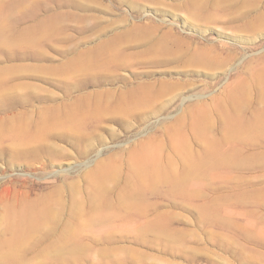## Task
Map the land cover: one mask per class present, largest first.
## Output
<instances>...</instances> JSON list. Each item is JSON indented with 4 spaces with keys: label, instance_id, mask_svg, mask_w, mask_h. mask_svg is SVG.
Masks as SVG:
<instances>
[{
    "label": "rangeland",
    "instance_id": "rangeland-1",
    "mask_svg": "<svg viewBox=\"0 0 264 264\" xmlns=\"http://www.w3.org/2000/svg\"><path fill=\"white\" fill-rule=\"evenodd\" d=\"M257 17L264 0H0V125L26 133L0 135V264H264ZM145 161L186 179L136 194Z\"/></svg>",
    "mask_w": 264,
    "mask_h": 264
},
{
    "label": "bare ground",
    "instance_id": "bare-ground-1",
    "mask_svg": "<svg viewBox=\"0 0 264 264\" xmlns=\"http://www.w3.org/2000/svg\"><path fill=\"white\" fill-rule=\"evenodd\" d=\"M257 22H258L257 25L264 26V17H259ZM0 26H1V24H0ZM213 48L214 47H205L204 49H202L201 55H203V56L206 55V50L212 51ZM221 54H222V52H221ZM138 101H140V97L139 96L137 98V101H135V98H134V102L135 103H138ZM74 115L79 116V117H82V118H85V116L87 114H84L81 111L77 110V111H74L73 116ZM57 117L58 116H56L54 112L51 113V115H44L43 116L44 125H47L49 122L56 121ZM9 120L11 121L10 118H9ZM258 122H259L258 125H260V122H263L264 123V120L260 119ZM74 123L82 124L81 118L79 119V118L76 117L75 119H73V122L71 124H74ZM203 124H204L203 123V119H200V126H197V127H200L201 129H204V128H202ZM241 127H242L241 126V123L234 122V123L231 124L230 129H232L231 131L235 132V131L239 130V128H241ZM36 128H37V125H36ZM40 128L42 129V126ZM47 128H49V127L46 126L42 130L45 132V130ZM50 128H52V127H50ZM39 129H36L38 131H34V132H39ZM3 131H7L8 133H10L13 136L17 137V141H23V139H26L25 138V134L26 133L24 131V128L22 127V124H20V123L17 126L16 125H13V124H11L10 126H6V127H5V125L4 126H1L0 125V135L2 134ZM26 132L28 133V132H31V131H26ZM33 133H31V134H33ZM34 137H36V135ZM212 147L210 148V152L211 153H214V154H217L218 152L216 151V149L214 150ZM206 160L207 159L204 158V157L203 158H200L199 160H195L194 158L188 159L187 162H186V164H185V173H184L185 175L184 176L188 177L189 175H192L193 173L198 172V170H200L201 167L205 166ZM213 161H214L213 162L214 164H220L222 162H224V163H226L228 165H230L231 163L232 164H236V161L235 160H233L231 158H228L226 156H224V158L219 157V156H215L214 159H213ZM151 162L152 161H145L144 163L146 165L148 164V165L151 166L153 175H146V176L141 175V177H140V183L138 184L139 187L135 191L136 194L139 193L140 188L142 186H144V185H150V183L153 180H156L157 178H164L165 180H167V182L171 183L173 186H176V184H180V183L182 184L185 181L186 178L181 177V176L177 175L174 172H170L169 174L164 173V171H162L159 167L157 168L155 166H152L150 164ZM108 173H109V170L104 169L103 172L99 175V177L97 179V184L99 185L98 186V189L99 190L103 189V187L105 185V182H106V180L108 179V176H109ZM48 204H50V203H48V201H47V206H48V209H49L50 207H49ZM46 214H47V210H45L44 213L40 212L39 215H37V216L35 214H33V213H29V214L23 215L26 218V220H25L26 221V223H25L26 229H34V228H36L38 226V221L36 220V218L38 216H41L43 218V216L46 215Z\"/></svg>",
    "mask_w": 264,
    "mask_h": 264
}]
</instances>
